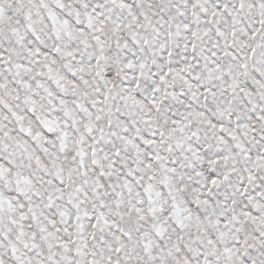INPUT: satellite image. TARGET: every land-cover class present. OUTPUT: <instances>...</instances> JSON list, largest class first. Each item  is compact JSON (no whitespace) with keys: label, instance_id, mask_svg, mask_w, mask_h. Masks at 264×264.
Here are the masks:
<instances>
[{"label":"snow or ice","instance_id":"obj_1","mask_svg":"<svg viewBox=\"0 0 264 264\" xmlns=\"http://www.w3.org/2000/svg\"><path fill=\"white\" fill-rule=\"evenodd\" d=\"M0 264H264V0H0Z\"/></svg>","mask_w":264,"mask_h":264}]
</instances>
